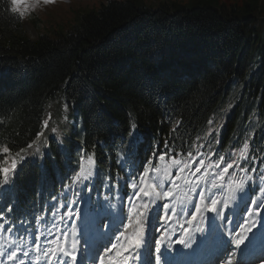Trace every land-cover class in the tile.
I'll return each instance as SVG.
<instances>
[{
  "label": "trees",
  "instance_id": "obj_1",
  "mask_svg": "<svg viewBox=\"0 0 264 264\" xmlns=\"http://www.w3.org/2000/svg\"><path fill=\"white\" fill-rule=\"evenodd\" d=\"M212 2L152 9L110 1L58 40H30L11 1L0 0V151L7 146L14 155L42 137L54 157L24 162L0 195V215L11 207L8 221L27 219L31 230L59 214L45 207L52 199L71 197L77 209L86 186H70L80 151L93 157L98 186L113 184L121 200L133 161L138 176L157 152L170 162L201 149L223 157L222 167L235 161L264 187V38L254 24L264 17L242 20Z\"/></svg>",
  "mask_w": 264,
  "mask_h": 264
},
{
  "label": "snow or ice",
  "instance_id": "obj_2",
  "mask_svg": "<svg viewBox=\"0 0 264 264\" xmlns=\"http://www.w3.org/2000/svg\"><path fill=\"white\" fill-rule=\"evenodd\" d=\"M25 2L26 0H12L11 11L16 13L18 7L25 4ZM48 2L49 0H45V3ZM19 15L23 17L24 12L21 11ZM45 124H47V121H45ZM134 127L135 125H133V128ZM55 131L56 129H53V132ZM135 143V138L129 142V151L127 153L129 157L135 155L132 151V147ZM27 147L30 149L33 145L29 144ZM243 148L245 150L248 148L247 143L244 144ZM3 152H9V148L7 146L3 147ZM21 152H24V149H21ZM21 152L16 153V156L19 158L18 160L16 158L11 160L10 168H0V187L4 185L11 186L19 174L24 171V162L28 160V157L27 155H22ZM46 154L49 155V158L54 159L50 153ZM166 155L167 152L153 153V157H158L160 162H165ZM188 155L191 156L192 154L188 153ZM240 157L241 159H247L243 151H241ZM88 159L92 161L93 157L89 156ZM223 159V157H220L221 162ZM35 162V157L29 161V163ZM18 163L20 165L19 169ZM180 163L181 162L176 158H171V164L176 168V176L173 177L169 171V164L167 162L157 167L153 165V159L149 158L145 162L148 166H143L142 173L137 176L135 172L136 165L133 161L132 168L128 173V180L125 181V187H130L133 192L131 196L128 197L127 215L121 220L123 231L117 229V231L113 233L114 242L113 238L110 237L108 242L109 246H105L103 249L104 254L101 255L98 252L93 258L98 264H105V261H107V264H129L130 260L133 264H180L179 257L183 255V252L182 250L174 248L173 244H180L183 248H192V244L195 242V233L201 234V243L211 238L217 244L219 251L225 253L218 261V264H232V255H243L244 250L249 248L250 245H253L252 237L255 236V233H252V237L240 235L235 228L227 227L232 221L225 215V210L230 206V203L237 201V191L243 192L247 182L241 180L235 187H233L232 182H230L227 187V195L222 199L215 198V193L208 194V190L201 187L203 183H210V187L213 189L219 190L223 188V183L218 184L216 181H223L225 179V174L229 172V169L233 168L235 161L227 163L226 167H224L220 173H213L212 175L215 179L211 182L207 180V170H205L202 176L197 178L195 183L184 178V183L188 186V193L192 195L190 196L186 193L179 199V209L176 206L170 207L168 203H164L163 205L157 203L161 198L171 197L172 199H176L170 188L173 185L179 188L177 180L181 179L180 173L184 171V168L179 166ZM199 164L203 167L204 160L201 159ZM40 166L43 169L44 166L42 163ZM149 166H151V168ZM210 166L219 167V164ZM236 166L239 167V165ZM201 167H197L192 175L195 176V173L200 172ZM241 170L245 172L248 171V169L243 168ZM150 172L154 175V179H152L151 183H149V179L152 178L150 177ZM92 175V172L85 174L83 167H81L72 182L78 183L87 181ZM110 179L113 178L110 177ZM115 179L118 181L122 178ZM156 180H160L161 184H157ZM164 183L169 185V190L162 192L159 188ZM261 192L264 193V189H261ZM193 197L198 198V200ZM189 205L191 206L190 208ZM251 205V207L246 209L248 217H253L254 214L258 216L261 211H264V202L252 200ZM61 206L63 207V205ZM161 209H163V217L161 216ZM71 212L72 210L70 209L69 213ZM53 215H55V213H53ZM76 215H78V213H76ZM181 215L190 217L185 221L188 225H192L194 222L198 221L191 233L187 228H184L181 238L172 242L168 232L164 231L154 243L149 242L146 235L147 224L152 220L159 221L160 219H164L167 221L173 216L179 218ZM218 220L220 221L219 223ZM4 223V217L0 215V232L11 233L15 230L17 236H21V230L24 232L29 231L26 221H17L16 223L20 225L19 228L16 227V223H11L7 228H4ZM245 223H249V221L246 220ZM181 227L183 228V225H181ZM238 227L244 229V225H238ZM253 227H255V224H250L249 227L244 230L251 232ZM221 229H223V231ZM72 235L75 237L76 232L74 231ZM62 236V241L60 237H56L54 241H48L49 244H54L55 247L43 249L39 243L40 237H34L32 243L35 251L39 252L44 257L55 258L57 264H68V261L63 259L65 257H70L71 260L75 262L76 255L74 250L76 249V244L74 242L72 245L73 251H69L68 234L62 233ZM233 237H235L234 244L232 243ZM85 243L87 244V241H85ZM242 245L243 247H241ZM120 249H122V251ZM0 255H2V253H0ZM28 256H30L29 251L23 250L22 247H17L14 250H10L8 259L19 260V264H25L23 257ZM149 256L151 257L150 259L148 258ZM260 260L262 264H264V256L260 257ZM36 264H39V257H36Z\"/></svg>",
  "mask_w": 264,
  "mask_h": 264
},
{
  "label": "rangeland",
  "instance_id": "obj_3",
  "mask_svg": "<svg viewBox=\"0 0 264 264\" xmlns=\"http://www.w3.org/2000/svg\"><path fill=\"white\" fill-rule=\"evenodd\" d=\"M110 1H116V2H123L126 0H49L48 3H45V0H26L25 4L18 7L17 14L21 11L24 12L22 18L23 22V30L26 33L27 37L30 40H36L38 36H47L53 40H58L59 35H64L66 31L70 30L74 25L78 24V18H80L83 14H86L90 11H97L101 5L107 4ZM141 1L145 6H149L152 9L158 8L160 5L169 6L170 3H176L179 5H183L186 8L192 7V3H189L190 0H139ZM12 4V0H11ZM253 6L252 11L248 10V6ZM212 7L216 9L217 11H227L229 14H231L232 9H235L237 11V14L234 12V15H236L238 18L245 20L246 18L250 16H260L264 17V0H254L251 2V0H213ZM262 11V12H261ZM262 20H257L254 24L256 26V33L258 36H262L264 38V23L261 22ZM64 114L63 116H67L68 112H71V110L68 108L67 104L64 103ZM71 124V123H70ZM70 137L68 136L66 140H69ZM60 144L62 146H66L63 139H58ZM42 138L39 137L35 142L31 143L33 145L32 148H25L24 152H22V155H27L28 159L32 160L35 157L36 162H41L44 155L47 153V147L42 144ZM68 153H70L72 148V143L68 142ZM2 153V159L0 160V168H10L11 167V160L13 158L19 159L16 154L14 155H8V153L3 152L1 149L0 151ZM203 159L204 165L203 167L200 166L199 161ZM169 164V171L171 172V175L173 177L176 176V168L172 166L171 161H165ZM165 162L158 161L157 167ZM220 158L218 160H214L213 157H210L207 159L205 157L204 153L197 152L196 155H193L192 160L185 161L180 163V167L184 168V171L180 173V180H177V184L179 185V188H177L175 185L171 186L170 190L172 191L173 195L176 197V199L169 198H161L159 201H157L158 204L163 205L164 203H168L170 207L176 206L179 209V203L174 204L175 202H178V200L185 195L186 193L188 195H192L191 193H188V186L184 183V178L189 179L192 183H195L197 178L202 176L207 170V180L211 182L215 179V177L212 175L213 173H220L224 167H221ZM219 164V167H214L210 165ZM18 163V167H19ZM197 167H201V171L195 173V176L192 175L193 172H195V169ZM226 167V166H225ZM85 174L89 173L88 170L84 169ZM151 179L150 182H152V179H154V175L151 173ZM250 178V179H249ZM241 180L246 181V186L243 192L237 191V201L231 202L230 206L226 209V216L229 218V220L232 221L231 224L227 225L230 226V228H235L236 231H239L238 225H245V229L249 227L250 224H255L256 229L258 230V233L264 234V211H261L260 214L257 216L254 214L253 217H248L246 213V209L248 207H251V201L252 197L249 196L247 201V196L249 189L252 188V191H254V186L257 185L255 179L253 176H245L243 171H239L235 168L229 169V172L225 174V179L223 181H216L218 184L223 183L224 187L217 190L210 187V183H203L201 184V187L208 190V194L215 193V198L222 199L227 195V187L230 182H232L233 187L237 183H239ZM157 184H161L160 180H156ZM9 185H4L3 187H0V194L5 195L6 191L8 189ZM160 191H166L169 190V185L167 183H164L160 188ZM242 197V198H241ZM194 199L198 200V198L193 197ZM263 199V196L260 198L259 202ZM264 200V199H263ZM262 200V202H263ZM174 204V205H172ZM63 205V207L61 206ZM72 204L68 203H62L60 204V217L56 219L58 222V226L56 227V232H51L50 234L47 231H41L40 229H37L35 237L39 236L40 240L39 243L41 245V248H52L55 247L54 244H49L48 241H54L56 237H60L61 241L63 240V236L58 235L59 231H62V233L68 234V250L70 251L72 249L73 243L77 242V239L80 238V227L77 224V216L76 212L73 214V210L71 209ZM112 209H117V206L115 203L111 204ZM127 207V206H126ZM191 206L189 205V208ZM219 207V206H218ZM72 210L71 213H69V210ZM109 209L110 214H114L113 210ZM102 205H97L95 207V225H92V231L96 228V222L99 221V223L103 224V227L106 226H112V230L110 232L111 237H113V233L117 231V229H120L123 231V226L120 224L119 226H116L114 224L113 220H102L100 218V213L102 212ZM71 216V218H70ZM81 215L80 217H82ZM161 216L163 217V209H161ZM99 217V218H98ZM189 217L186 215H181L179 218L173 216L170 220H164L160 219L152 220L150 223L151 226H155V230H153V235H159L163 231V224L166 222L168 226V234L170 235V232H173L175 229L184 230L186 223L185 221ZM249 221V223H245V221ZM126 222V221H125ZM163 223V224H162ZM180 224V225H179ZM64 227L62 228V226ZM183 225V228L181 227ZM179 227V228H177ZM67 228V229H66ZM76 232V236L73 237L72 233ZM88 233V231H87ZM33 240H30L27 242V251L30 253L32 252L31 246L34 247ZM106 241V240H103ZM17 247H21L20 245H12L10 243L2 244L0 243V264H19V260H9L8 254L10 250H14ZM37 254L40 255V258L42 260V264H57V260L55 258H49L42 256L39 252L34 251V255ZM25 260V264H32L33 258L31 259L28 257H23ZM256 264H262L261 260L258 261Z\"/></svg>",
  "mask_w": 264,
  "mask_h": 264
},
{
  "label": "bare ground",
  "instance_id": "obj_4",
  "mask_svg": "<svg viewBox=\"0 0 264 264\" xmlns=\"http://www.w3.org/2000/svg\"><path fill=\"white\" fill-rule=\"evenodd\" d=\"M226 210H225V215H226ZM190 218V217H189ZM198 222V221H197ZM197 222H194L192 225H188V224H186V226H185V228H187L188 230H189V232L191 233L192 232V230H193V228L196 226V223ZM220 221L218 220V223H219ZM163 224V223H162ZM227 227H229L230 228V226H227ZM151 229H152V227H151V225H150V223L149 224H147L146 225V235H150V233L152 234V231H151ZM245 229V228H244ZM244 229H240V235H242V236H244V237H252V233H255V236L254 237H252L253 238V245H250L249 247H251V246H254V245H256V243H257V241H259V240H263V239H261L260 237H259V233H258V230L256 229V227H253L252 228V231L251 232H248V231H246V230H244ZM222 231H223V229H221ZM163 231H167L168 232V226H167V223L165 222L164 224H163ZM176 231H178L179 232V234H180V238H181V236L183 235V232H184V230H179V229H176ZM197 239H201V234L200 233H195L194 234V240H197ZM211 239V238H210ZM212 240V239H211ZM233 241H235V237H233V239H232V243H233ZM194 244V243H193ZM193 244H192V248H187V250H188V252L190 253L192 250H193ZM218 249V247H217V244L213 241V243H210V241H205L204 242V245H203V250L205 251V252H210V256L214 253V251H216ZM232 257H235V254L234 255H232ZM233 260L234 259H232L231 261H232V264H234L233 263ZM256 264V263H255Z\"/></svg>",
  "mask_w": 264,
  "mask_h": 264
}]
</instances>
